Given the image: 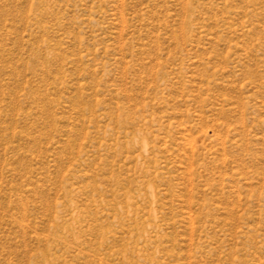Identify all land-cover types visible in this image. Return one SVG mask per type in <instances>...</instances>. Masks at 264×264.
<instances>
[{"label": "rangeland", "instance_id": "obj_1", "mask_svg": "<svg viewBox=\"0 0 264 264\" xmlns=\"http://www.w3.org/2000/svg\"><path fill=\"white\" fill-rule=\"evenodd\" d=\"M0 264H264V0H0Z\"/></svg>", "mask_w": 264, "mask_h": 264}]
</instances>
